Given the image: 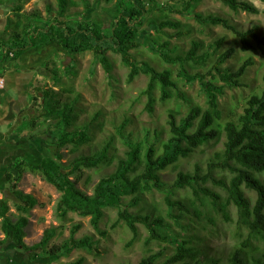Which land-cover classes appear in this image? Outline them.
Here are the masks:
<instances>
[{
    "label": "trees",
    "instance_id": "16d2710c",
    "mask_svg": "<svg viewBox=\"0 0 264 264\" xmlns=\"http://www.w3.org/2000/svg\"><path fill=\"white\" fill-rule=\"evenodd\" d=\"M25 0H6L12 7L14 19H8L5 30L10 32L7 39H0V65L12 59L18 60L25 53L34 49H42L50 45L62 46L69 55H80L91 52L95 60L102 66L106 76L111 77L113 61L109 52L119 55L121 62L128 69L127 81L133 82L139 75L148 77V84L143 90L147 102L145 110L152 114L155 111V93L160 92L162 103L172 100L186 102L184 93L180 90L177 80L170 69L157 70L149 62L138 61L132 51L140 47L139 36L145 25L147 15L153 10L165 12L177 11L185 14L196 7L202 0H187L183 2L182 10L160 6L155 0H118L117 15L108 28L94 26L84 19L73 22L69 19L68 10L76 3L73 0H58L57 10L47 6L51 14L49 23H41V14L22 12ZM85 9L90 8L88 0H81ZM233 12H245L252 15L260 14V9L248 0H217ZM264 3V0H260ZM151 5L150 8H148ZM65 18V19H64ZM200 25L221 26L231 31L239 41L241 50L245 53L264 51V37L258 31L257 25L248 30H240L226 18L215 14L195 15ZM155 21V22H154ZM159 36L150 38V48L153 53L169 64L179 67L178 75L187 83L198 82L201 92L206 97L207 108L193 105L185 116L179 118L178 112L168 114L169 138L161 142L158 150L154 142L148 138L144 142H135L124 138L128 150L124 158L117 160L113 172L103 176L95 185L93 193L87 194L79 188L84 168H100L102 164L111 165L115 159L109 158L110 143L92 155H79L68 163L62 162L63 148L72 147L73 152L90 141L86 128L71 130L77 119L74 113L75 102H62L52 89H38L35 101L42 103L27 124L34 132L25 136L29 142H41L47 145L50 155L36 162L29 157L16 158L5 173L6 186L0 191L1 229L4 239L0 240V250L12 246L22 250L32 262L46 259H57L70 255L75 250L95 248V241L85 236L76 239L74 236L80 230L79 224L70 229V236L59 244H52L56 229L44 231L42 239L31 246L25 242L26 228L29 225V214L38 205V200L31 194L19 189L23 176L27 173L40 176L53 185L61 197L56 206L57 216L65 221L70 213L80 217H89L94 230L106 238L108 232L100 228L107 209L117 211L116 220L111 229H116L124 223L132 234L128 245L139 237V225L147 233L146 245L153 243L165 244L158 252L149 250L138 264H264V89L261 93L249 96L243 107V112L237 119L224 123L223 112L219 107V98L224 95L225 87H242V78L247 69L254 64L248 57L237 70L225 67L232 59L236 50L227 49L217 53L225 39L220 38L209 48L203 49L201 41H192L190 48L181 54H174L171 40L188 36L191 31L179 21L163 17L152 20ZM172 29L175 33H168ZM214 60L206 73L196 71L189 73L187 67H207ZM55 84L61 81L58 71L50 72ZM3 73L0 72V78ZM68 91H71L69 89ZM72 93V92H70ZM33 115V112H31ZM47 126V127H46ZM46 127V129H42ZM225 137L223 150L216 152L207 162L205 174L199 165L193 172L180 171L173 184L164 181L161 173L168 168L176 167L182 160L189 158L198 149L214 145ZM13 143L16 144L14 138ZM6 134L0 131V141H7ZM221 188L216 192L207 184ZM164 194L167 205V217L174 219L176 225L184 215L196 217L200 222L208 219L218 226L215 218L220 215L226 222H233L231 208L236 209L237 235L241 242L223 256H210L205 238H199L202 244L195 245V236H187L186 232L174 231L166 221L162 212H148V206L139 207L143 195L152 191ZM185 190L193 196L175 199V192ZM248 191L250 194H248ZM9 194L20 212L16 219L7 216L9 211ZM194 197V198H192ZM136 209V210H131ZM179 210L176 214L175 211ZM155 208V212H156ZM194 228V226L191 224ZM182 228V227H181ZM189 227L183 228L187 231ZM206 232V230H203ZM244 239V235L246 233ZM182 233V234H181ZM202 240V241H201ZM175 245L174 253L166 257L169 245ZM206 256V259H203ZM165 259L160 262L163 258ZM85 259L79 258L68 264H84ZM49 263V262H48ZM47 262L44 264H48Z\"/></svg>",
    "mask_w": 264,
    "mask_h": 264
},
{
    "label": "rangeland",
    "instance_id": "374dc122",
    "mask_svg": "<svg viewBox=\"0 0 264 264\" xmlns=\"http://www.w3.org/2000/svg\"><path fill=\"white\" fill-rule=\"evenodd\" d=\"M76 5L71 6L68 10L69 19L73 22L84 19L94 26L108 28L114 17L117 15L116 3L118 0H88L89 9H85L81 0H73ZM187 0H155L160 6L182 10L183 2ZM260 9V14L252 15L245 12H233L217 0H202L196 7L185 14L177 11L160 12L153 10L147 15L145 25L141 29L139 36L140 47L132 54L138 61L149 62L157 70L170 69L177 80L180 90L186 97V102L172 100L162 103L159 100L160 92L155 93L156 106L155 111L149 114L145 110L147 102L143 90L148 84L146 75H139L133 82L128 83V69L121 62L119 55L112 52L108 56L113 61V70L111 77L108 78L102 66L95 60L93 53L86 52L80 55H69L62 46L50 45L42 49H34L25 53L19 60L12 59L1 68L4 78L5 90L1 93L0 104V131L6 134L8 140L0 141V191L6 186L5 173L9 171L10 164L16 158L29 157L36 162L41 158L50 155L47 145L44 141L29 142L25 140L34 132L27 127L32 116L37 115L36 110L42 103L41 100L35 101L38 89H52L57 93V97L62 102H75L74 113L77 119L73 122L71 130L86 128L90 136V141L79 147L74 153L71 146L63 148L64 154L62 162L68 163L74 157L79 155H92L101 150L106 144L110 143L109 158L115 161L111 165L102 164L100 168L87 169L82 171V178L79 188L91 195L95 185L99 180L114 171L117 160L124 158L128 148L124 143V138H129L135 142H144L148 138L149 142H154L157 149L161 148V142L169 138L168 114L170 111L178 112L181 118L188 114L191 106L199 105L201 108H207L205 95L201 92L198 82L187 83L179 77V67L169 65L163 62L159 56L155 55L150 48V38L159 36L157 26L149 24L152 20L167 19L179 21L184 27L190 29L191 33L180 39L171 40V48L174 54L186 52L192 41L203 42L204 48L209 46L220 38L225 41L219 49L216 57L226 51L234 48L236 50L232 59L225 67L231 70H237L241 64L248 58L252 57L254 64L250 66L242 78V87L229 88L225 87L224 95L219 98V107L223 112L222 123L237 119L243 112L246 99L254 93H261L264 89V51L257 53H245L241 50L236 36L221 26L200 25L195 20V15L215 14L226 18L230 23L236 25L240 30H248L257 25L258 33L264 37V3L260 0H248ZM58 0H25L23 10L25 13L38 11L41 14V23L46 24L51 21V14L47 12V6H52L57 10ZM16 4H8L6 0H0V39H7L10 35L5 30L8 19H14L12 7ZM151 5L148 7L150 8ZM65 19V18H64ZM155 22V21H154ZM166 32L175 33L172 29H165ZM31 62V63H30ZM212 59L207 67H187L189 73L194 74L196 71L206 73L209 66L212 65ZM12 69L22 71L26 69L23 76L18 77L15 88H12L8 81L10 80L8 71ZM51 71H58L61 78L59 84H55L50 78ZM7 72V73H6ZM22 73V72H21ZM22 78V80H21ZM71 89V91H68ZM4 89L0 90L3 92ZM72 92V93H70ZM12 95L14 98L12 99ZM33 112V115L31 114ZM47 127V126H46ZM43 127L42 129H46ZM14 138L15 143H13ZM225 137L214 145L204 146L193 153L189 158L182 159L176 167L168 168L161 173L163 179L168 184H173L180 171L193 172L196 165L202 169L205 174L207 162L216 152L223 150ZM264 177V175H263ZM216 192H221V188L215 187L211 182L207 184ZM19 189L26 194L33 195L38 200V205L31 210L29 214V225L26 228L25 242L31 246L38 243L46 229L55 228L56 234L52 239V244L62 243L70 236V229L73 225L79 224L80 230L74 236L76 239L89 236L95 241V248L87 250H75L70 255H64L57 259H46L40 262H32L28 259L27 254L22 250H17L12 246L0 250V264H68L79 258L85 259L84 264H138L149 250L158 252L167 245L153 243L146 245L148 233L146 229L139 225V237L132 245H128L132 234L124 225L120 223L116 229H111L116 220L117 211L107 209L104 212L103 220L100 224L102 230H106L108 235L102 238L93 228L89 217H80L77 214L70 213L68 218L63 221L56 214V206L60 200L61 193L51 184L43 180L40 176L25 174L19 184ZM248 194L250 192L248 191ZM4 194L0 193V199ZM186 196H193L189 191L180 190L175 192V199H184ZM9 211L7 216L16 219L20 214L14 198L9 194ZM194 198V197H192ZM144 202L139 207L148 206L147 211L157 214L162 212L166 221L172 226L174 231L186 232L187 236H195V245L202 244L199 238H205L207 249L210 256H223L227 254L241 242L237 235L236 209L231 208L233 222H226L220 215L215 214L218 226H214L208 219L200 222L196 217L184 215L179 221L181 226L175 224L174 219L168 218L167 205L164 194L159 191H152L143 195ZM156 208V212H155ZM136 210V209H131ZM176 214L179 210L175 211ZM0 219V240L4 239L1 229ZM193 225L194 228L190 225ZM182 227V228H181ZM189 227L187 231L183 228ZM203 230H206L204 232ZM246 231L244 239L246 237ZM182 234V233H181ZM201 240V241H202ZM198 246V245H197ZM264 248V244H260ZM175 245L167 247L166 257L174 253ZM165 257L160 261L162 262ZM206 259V256H203Z\"/></svg>",
    "mask_w": 264,
    "mask_h": 264
},
{
    "label": "crops",
    "instance_id": "0c3cea01",
    "mask_svg": "<svg viewBox=\"0 0 264 264\" xmlns=\"http://www.w3.org/2000/svg\"><path fill=\"white\" fill-rule=\"evenodd\" d=\"M19 60H21V59H18L17 61H19ZM30 63H31V62H30ZM1 67H3V66L0 65V72H1L2 69H3V68H1ZM25 71H26V69H24V70H22V71H18V70H15V69H12V71H8V75H9V78H10V80L8 81V84H10V86H12V88H15V85L17 84V81H18V77L23 76L22 74H24ZM21 72H22V73H21ZM23 72H24V73H23ZM6 73H7V72H6ZM5 77H6V74H5L4 78H5ZM4 78H3V79H4ZM21 80H22V78H21ZM4 83H5V80H4ZM4 92H6V90H5V84H4V91H3V92H0V95H1V93H4ZM10 96H11L12 99L14 98L12 95H10ZM0 99L2 100L1 96H0ZM1 100H0V104L2 103ZM0 107H1V106H0Z\"/></svg>",
    "mask_w": 264,
    "mask_h": 264
},
{
    "label": "built area",
    "instance_id": "2783aa9c",
    "mask_svg": "<svg viewBox=\"0 0 264 264\" xmlns=\"http://www.w3.org/2000/svg\"><path fill=\"white\" fill-rule=\"evenodd\" d=\"M4 79L0 78V90L4 89Z\"/></svg>",
    "mask_w": 264,
    "mask_h": 264
}]
</instances>
